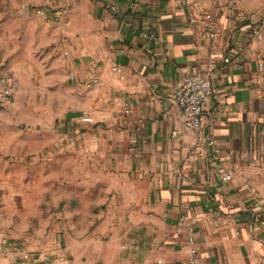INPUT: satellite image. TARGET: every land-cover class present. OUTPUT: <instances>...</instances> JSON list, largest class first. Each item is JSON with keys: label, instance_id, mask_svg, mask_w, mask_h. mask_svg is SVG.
<instances>
[{"label": "crops", "instance_id": "0c3cea01", "mask_svg": "<svg viewBox=\"0 0 264 264\" xmlns=\"http://www.w3.org/2000/svg\"><path fill=\"white\" fill-rule=\"evenodd\" d=\"M257 3L0 0L1 71L21 82L0 108V228L37 256L0 264H188L191 221L196 264H264V38L236 17ZM205 11L215 37L189 21ZM94 63L103 87L70 81ZM210 69L195 133L172 93Z\"/></svg>", "mask_w": 264, "mask_h": 264}, {"label": "built area", "instance_id": "2783aa9c", "mask_svg": "<svg viewBox=\"0 0 264 264\" xmlns=\"http://www.w3.org/2000/svg\"><path fill=\"white\" fill-rule=\"evenodd\" d=\"M186 3L189 0H185ZM46 7L35 8L37 13L43 14L46 12ZM111 8L115 10V6L111 5ZM241 21L245 22V19L249 21L243 23L241 31L250 40L261 39L264 36V11L263 9L254 11L250 15H243L237 13ZM243 17L244 19H241ZM190 22L199 23L202 22L205 31L210 37L217 35V15L212 11H205L201 16L191 15ZM147 35V33H145ZM66 54L69 51H65ZM225 62L230 61V57L224 58ZM1 63V62H0ZM1 65V64H0ZM259 68L264 69V60H259ZM217 71L210 69L204 72H189L187 73L180 83L175 87L172 96L179 105L182 111L183 127L189 129L195 133H199L203 128V113L211 98L215 97L218 92V86L216 83ZM70 81L76 82L79 88L89 89L91 87H103L105 80L100 76V71L97 64H93L92 74L87 79H76V72L74 70L69 71ZM21 88V82L19 79L7 76L1 71L0 67V108L9 102L17 91ZM125 108L130 110V104L125 101ZM85 120H90L88 115L84 116ZM202 153V151H200ZM220 176L223 180H230L232 173L225 168H219ZM187 215H182L181 219H185ZM193 221L189 223V244L191 251V258L188 264L197 263V246L195 236L193 235L194 227ZM0 257H6L17 261H28L37 258L35 252L28 246L25 240L12 236L5 229L0 228ZM160 261V260H159Z\"/></svg>", "mask_w": 264, "mask_h": 264}, {"label": "rangeland", "instance_id": "374dc122", "mask_svg": "<svg viewBox=\"0 0 264 264\" xmlns=\"http://www.w3.org/2000/svg\"><path fill=\"white\" fill-rule=\"evenodd\" d=\"M254 9H256L254 11H257V10H260V9H263V11H264V4H260V3L258 4L257 3V4H255ZM263 38H264V36H263Z\"/></svg>", "mask_w": 264, "mask_h": 264}]
</instances>
